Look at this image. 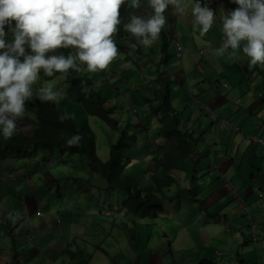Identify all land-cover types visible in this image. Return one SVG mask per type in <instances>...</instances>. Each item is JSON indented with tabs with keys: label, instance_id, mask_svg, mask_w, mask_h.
Here are the masks:
<instances>
[{
	"label": "crops",
	"instance_id": "0c3cea01",
	"mask_svg": "<svg viewBox=\"0 0 264 264\" xmlns=\"http://www.w3.org/2000/svg\"><path fill=\"white\" fill-rule=\"evenodd\" d=\"M211 7L216 12L215 20L204 37L193 31L190 9L187 15L180 16L169 6L164 14L167 27L173 28L174 39L180 42L185 52H191L188 60L199 68L194 80L183 69L176 71L177 90L182 91L178 96L181 128L200 132L204 126L202 122H209L213 127L212 134L198 137L193 153L187 158L192 159L194 155L196 161L190 177L173 169L170 174L176 183L155 182L162 176V171L153 169L150 150L158 139L152 140L151 132H148L150 127L147 128L141 119L136 124L141 133L134 132L136 142L142 148L136 155L138 160L130 167L133 175L137 171L141 173L142 185L137 187L149 185L157 190V194L160 192L161 207L142 217L126 214L125 206L121 211L125 205L123 198L113 208L118 214L109 215L104 212L112 209L111 203L106 204V200L97 197L100 189L93 183H83L76 188L71 183L72 195L59 186L58 201L59 205H65L62 209L65 211L58 210L57 203L55 213L49 215V222L54 221L63 227V218H66L69 224L82 222L86 228L75 248L64 255L57 240L49 235L50 228L45 220L43 223L38 221V228L34 231L33 217L30 220L20 218L30 211L43 209L33 205L21 212L20 208L32 201L34 188H45L37 181L58 185L69 180L59 165L67 162L65 157L68 154L37 151L30 156L39 168L33 175L26 165V158H17L16 154H10L14 156L12 158L9 155L0 157V228L4 229V222L7 227L4 233L0 232L2 264L16 253L18 258L25 259V251L31 248L40 253V264H264V144L256 141H264V65L250 67V58L245 56L242 47L232 60L228 59L230 50L224 56L215 55L223 39L221 17L238 5L233 0H211ZM168 47L173 53L174 46ZM144 48L140 44L139 54L147 57L142 53ZM122 59L123 65L131 61L126 55ZM174 61H170V66ZM127 70L128 82L136 81L137 72ZM122 71L117 66L111 68L114 85ZM174 77L175 71L171 73L172 81ZM224 82L227 87L222 85ZM112 83L109 89H112ZM128 85L123 88L117 85V93L126 94L132 88L131 84ZM172 103L174 106L173 86ZM71 117L76 120L74 115ZM184 117L185 122L182 121ZM193 118L198 122L197 129H193ZM58 156L63 159L55 160ZM138 162L142 167H137ZM181 166L187 168L189 163ZM9 169L15 170L14 180L4 173ZM97 179L100 188L106 191L104 179ZM27 194L29 196L23 199ZM62 198L69 201H62ZM100 204L103 205L100 207ZM47 205H50L49 200ZM63 233L64 229L57 231V235L64 239L66 234L63 237ZM8 235L10 239L6 238ZM30 235L32 239H29Z\"/></svg>",
	"mask_w": 264,
	"mask_h": 264
},
{
	"label": "clouds",
	"instance_id": "9594fccd",
	"mask_svg": "<svg viewBox=\"0 0 264 264\" xmlns=\"http://www.w3.org/2000/svg\"><path fill=\"white\" fill-rule=\"evenodd\" d=\"M233 2L238 7L221 17L223 39L215 55L224 56L230 50L228 59L232 60L242 47L245 56L250 58V67L264 65V0ZM125 4L133 15L124 24L128 34L117 40L113 36L121 24L120 9ZM169 6L180 16L187 15L190 9L193 31H198L201 37L214 23L216 12L211 7V0H203V3L202 0H195V3L193 0H0V133L3 137L11 138L18 131L17 120L23 118L24 121L25 102L33 103L32 86L38 81L41 70L47 77L69 70L80 72L81 65H86L89 72L104 71L118 56L119 43L132 44L131 48L136 50H132L134 54L125 48L127 45L123 51L128 58H138L140 44L145 47L157 44L162 32L169 46H174L170 60L175 56L181 58L183 48L174 39L173 28L166 25L164 14ZM12 21H15L14 27ZM6 25L12 33L11 42L6 40V36H10L5 32ZM170 30L172 34H169ZM176 43L181 49L179 56ZM69 48L76 49L75 54H57L58 49ZM81 92L87 99L90 89L83 80ZM37 95L41 102L58 103L65 91L57 89L55 81L50 80L39 87ZM106 97L107 104L114 106L110 97ZM71 118L68 113L57 117L60 122ZM82 140L80 134H74L66 144L79 147ZM9 170L8 175L14 180L15 170ZM37 213L39 210L35 211Z\"/></svg>",
	"mask_w": 264,
	"mask_h": 264
},
{
	"label": "trees",
	"instance_id": "16d2710c",
	"mask_svg": "<svg viewBox=\"0 0 264 264\" xmlns=\"http://www.w3.org/2000/svg\"><path fill=\"white\" fill-rule=\"evenodd\" d=\"M131 15L133 14H131V9L127 4L121 7V24L113 38L121 40L128 34L124 29V24L129 22ZM169 34H172L171 30ZM160 36L158 42L166 54L161 58L159 64L164 65V62H169L173 57V53L167 51L169 43L166 35L162 32ZM12 38V36H6V40H10V42ZM69 52H71V48L57 50V54L67 55ZM157 68L159 69V67ZM60 74L65 76V81L68 83L64 89V97H66L63 98L64 101L76 103L85 113L97 116L113 129L120 128L117 119L112 115L116 110L115 106L107 104V97L95 87L88 74L82 71L69 70L67 73H56L53 77ZM40 76L45 79L53 78L45 76L43 70H41ZM82 80L86 81L90 89L87 99L81 92ZM152 81L155 82L152 88L147 86L148 90L153 89V92L150 91L152 96L144 99L148 102L151 113H154L157 119V124L150 131L152 140L158 139L155 147L150 150L151 162L153 169H160L162 173H165L164 176L162 175L164 178L156 179L155 182L169 185L174 182V177L170 172L173 169H181V165L193 153L199 138L194 136L190 130L181 128V112L175 109L172 103L173 81L170 73L168 76H164L163 71L159 69ZM25 107L29 113L26 114L24 121L33 124V130L29 135L16 131L8 139L0 133V145H4L0 157L12 152L16 153L17 158L30 157L39 150L44 153L57 151L61 155L65 153L68 155L74 153L85 155L89 159L91 175L96 173L99 178L104 179L107 192H122L127 195L123 199L126 214L132 213L142 217L157 211L161 207V199L157 190H153L149 185L146 188L137 187L134 182L135 178L124 173V169L131 160L128 151L136 142L135 132L128 133L125 128H121L120 136L110 145L108 161H103L96 153V135L87 123L79 127L73 118L64 122L57 119L58 115L67 113L64 104L60 106L56 102H41L38 98L34 103L30 100L26 101ZM74 134H80L83 137L81 145L68 147L66 141ZM193 161L195 160L193 159ZM0 264L2 263L0 262ZM3 264H20V260L16 259L14 255L11 261L5 260ZM202 264L207 263L203 262Z\"/></svg>",
	"mask_w": 264,
	"mask_h": 264
},
{
	"label": "rangeland",
	"instance_id": "374dc122",
	"mask_svg": "<svg viewBox=\"0 0 264 264\" xmlns=\"http://www.w3.org/2000/svg\"><path fill=\"white\" fill-rule=\"evenodd\" d=\"M12 26L13 27L15 26V21H12ZM5 32L7 35L12 36V33L7 25L5 26ZM126 45L124 44V42L118 44L119 54L116 57V59H114L110 63L108 68L104 70L105 73L104 71L89 72L87 71L86 65H81L82 71L91 77L93 84L95 86L98 85L97 88H99L104 95L106 96L108 95L110 97L111 103L113 102L115 103L116 110L112 115L114 118L117 119L118 125L120 127L119 129H113L112 127H110L107 123H105L103 120H101L97 116L88 115L87 113L84 112V110L79 105H76V103L64 101L63 98H66L64 96L58 102L60 106L64 104V107L68 109L69 115L71 116L74 115L76 117L75 122L76 123L79 122V125H78L79 127L87 123L92 128V130L94 131L96 135V153H97V156L103 161H108L110 145L114 143L120 136L121 128H125L128 133L135 131L137 134H139L141 133V130L138 127H136L137 126L136 124L141 119L145 121L147 127H150V130H148V132H150L151 128H153L155 124H157V119H156L155 114L151 113L149 104L144 99L150 98L152 96L151 92H153V89L148 90L147 86L148 88L150 87L152 88V85L155 84V82L152 81V79L156 77L159 69L163 71L164 76H168V74L170 73V77H171V73L175 71V77L173 78L172 86H173V93L175 96L174 106L176 107L177 110H179L178 96L181 94L182 91L180 89L177 90V85L179 86V84H178V78H177L178 73L176 71L183 69L184 72L187 75H189L192 80H194L195 77L197 76V69H199L196 66V64H194V62H191L188 60L189 56L191 55V52L190 51L185 52V50L182 51L181 58H178L177 56H175V61L172 63L171 66H170L171 60H169V62H166V63L164 62V65L162 64L160 65L159 64V62L161 61L160 57H163L164 54H166V52L164 51V49L161 48L159 42L155 45H152L151 47H145L143 49L142 53L144 54L146 53L147 57L146 56L144 57L143 54H140V56L137 59L134 57L131 59V61L128 64L123 65L124 60L122 59V56L125 55V51H123L124 47L125 46H126L125 48L128 47L127 50H129V52H131L132 54L136 52V50L131 48L132 44L126 43ZM71 52L75 54L76 49L71 48ZM113 62L115 64H113ZM115 66H117V68H120V70L126 71V68H129L130 69L129 71L133 70L137 72L138 77L136 78V81L130 80L128 82V79H127L128 70H127L126 72L124 71L120 72L119 80H117L116 84L114 85L112 82L115 80V78L111 75V67H115ZM157 67H159V69ZM183 78L185 82L186 75ZM50 80L55 81L57 89L64 90L68 86V83L67 81H65V76L63 74L53 77L51 79H45L40 76L38 81L32 86L33 96L31 98L34 99L33 103L38 99L37 90L39 89V87L43 86L45 83H47ZM110 83H112V85L115 86V88L112 86V89H109L108 86ZM128 83L131 84L132 88L128 89L126 94L117 93L118 92L116 90V88H118L117 85L123 88V87H128L129 86ZM28 113L29 112L27 108L25 107V114H28ZM181 115L182 114H180V116ZM185 119L186 117H184L182 121L185 122ZM203 119L204 118H202V121ZM181 123L183 124V122ZM192 123L194 125L193 129H197L198 122L194 118L192 119ZM202 123H204V126L202 127V130L200 132L198 130H195V131L190 130L194 136L203 137L205 133H206L205 135L212 134L211 131H213V127H210V123L209 122L208 123L202 122ZM33 126L24 122L23 118L17 120V130L23 134H30L32 132ZM183 128H186V126H184ZM209 128L211 129L209 130ZM3 146L4 145H0V147H3ZM141 148L142 146L138 144L137 142L135 145L130 147L128 153L132 158L130 162L128 163V166L124 169L125 175L127 174L130 177L131 176L136 177L137 181H134V182L137 185H139V187H141L142 185L140 181L141 173L137 171L136 175H133L132 168L130 166L132 163H135L138 160V159L136 160V155L139 154V151ZM24 149L26 148L24 147ZM9 157L12 158L14 156L9 155ZM59 157L60 156H58L55 160L58 159L59 161H61L63 159V157L62 158L61 157L59 158ZM23 158H26L28 160L26 165L30 168V173L33 175L34 171L39 169L37 166V163H35L33 160H30L33 157L25 156ZM192 158H194V155ZM65 159L67 160V162L63 164H59V165H61V170L66 176V179L69 178V180L66 183L59 182L58 185L55 183H44L41 181H37L45 188L41 190L34 188L33 191L31 192L32 201L28 202V204L21 207L20 210L21 212H25L29 206L35 205L38 208L43 209L44 212L39 210V213L35 214L36 210H33V211L28 212L29 213L28 215H25V216L21 215L20 218L21 219L26 218L30 220V218L33 217L32 227L35 228L34 231H36L38 228L36 226L37 222L40 221L41 223H43V220H45L48 228H50L48 232L49 235L52 238L57 240L59 247L64 250L63 254L68 255L71 249L75 248V246L78 244V240L83 232V229L85 230L86 228H85V225L83 226L81 225L83 224L82 222L81 223L76 222L73 224H69L67 222L68 219L66 218H63V222H62L63 227L60 224L56 225L54 221L49 222V215L54 214L56 210V204L58 203L59 205V201H58L59 192L57 191L58 187L63 186L65 189V192H67L68 195H72L71 193L72 190L70 189L71 183H73L74 188L81 186V184L87 185V184L93 183L97 189H100L97 192L98 193L97 197H100L102 200H106V202H104L106 204L111 203L112 209L111 208L109 209L110 212L108 213L104 212L105 214L110 213L109 215H111L113 212H115V214H118V212H116V210L113 208L115 207V205L119 204V200L127 197V195L125 196L124 194L117 193V192L107 194L108 192H106L104 189H101L98 183L99 182V180L97 179L98 177L95 176L96 174L95 175L93 174L94 177H89V175H91L92 172H90V167L88 164L89 159L87 156L74 153V154L68 155L67 157H65ZM185 163L187 164L189 163V166L187 168L186 167L183 168V166H181L180 167L181 169H176V170L183 171L184 176L190 177L191 173L193 172L192 167L196 165V162L193 161V159H187L185 160L183 164ZM2 164L4 165L5 162H2ZM16 164L17 163H15V165ZM137 167L138 168L142 167V163L138 162ZM159 170L160 169H157V171ZM7 171L11 172L10 170H5L4 173L9 174V172ZM54 172L55 170L51 173V175H53ZM146 173L147 171L145 172V174ZM162 175L164 176L165 173L163 172ZM163 176H159V179L164 178ZM102 180L103 179H101L100 181ZM28 196H29L28 194L23 195V199H26ZM158 196L161 197L160 192ZM62 199H63L62 201H69V200H66L65 198H62ZM47 200L50 201L49 206L47 205ZM101 205L103 204H100V207ZM124 206L125 205L123 204L121 208L122 212L124 211ZM64 207L65 205H59L58 210H62ZM62 211H65V210H62ZM59 221L60 220L57 219V216H56V222L59 223ZM5 224L6 222H4V229H7ZM66 224L70 226L65 227ZM4 229L0 228V232L4 233ZM63 229H64V233L62 234V236L64 237V235L66 234L64 239L57 235V231L63 230ZM30 233L32 234V232ZM6 238L10 239V236L8 235L6 236ZM32 238L33 237L30 235L29 239H32ZM68 242H69V245L66 246V243ZM71 245H73V247L69 248V246ZM102 247L105 248L104 244H102ZM16 255H18V253H16ZM24 256H25V259H20V257L18 258V256L16 257L17 259L20 260V264H25V263L26 264H40L41 263V255L35 248L26 250L24 253Z\"/></svg>",
	"mask_w": 264,
	"mask_h": 264
},
{
	"label": "built area",
	"instance_id": "2783aa9c",
	"mask_svg": "<svg viewBox=\"0 0 264 264\" xmlns=\"http://www.w3.org/2000/svg\"><path fill=\"white\" fill-rule=\"evenodd\" d=\"M175 45H176L177 54H178V56H179V55H180V50H181V49H180V46H179L177 43H176ZM223 86L226 87L227 84H226V83H223ZM256 141L264 144V141H262L261 139H258V140H256Z\"/></svg>",
	"mask_w": 264,
	"mask_h": 264
}]
</instances>
